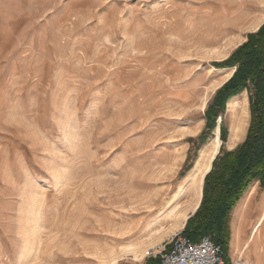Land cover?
<instances>
[{
    "label": "rangeland",
    "instance_id": "obj_1",
    "mask_svg": "<svg viewBox=\"0 0 264 264\" xmlns=\"http://www.w3.org/2000/svg\"><path fill=\"white\" fill-rule=\"evenodd\" d=\"M262 13L264 0H0V264H109L99 249L144 240L173 203L192 201L191 188L176 194L198 161L204 168L219 118L218 154L230 151L226 104L205 131L229 69L214 64ZM256 186L241 245L264 211Z\"/></svg>",
    "mask_w": 264,
    "mask_h": 264
},
{
    "label": "trees",
    "instance_id": "obj_2",
    "mask_svg": "<svg viewBox=\"0 0 264 264\" xmlns=\"http://www.w3.org/2000/svg\"><path fill=\"white\" fill-rule=\"evenodd\" d=\"M234 68L232 76L214 93L204 113L205 131L210 133L226 102L246 92L249 125L245 139L233 150L221 149L203 180L202 196L195 213L186 221L182 235L196 242L209 236L225 251L229 242L230 216L248 188L255 182L264 187V24L247 35L229 57L214 64ZM225 131L220 126V139ZM205 138L203 131L199 139ZM159 257L145 264H159Z\"/></svg>",
    "mask_w": 264,
    "mask_h": 264
},
{
    "label": "bare ground",
    "instance_id": "obj_3",
    "mask_svg": "<svg viewBox=\"0 0 264 264\" xmlns=\"http://www.w3.org/2000/svg\"><path fill=\"white\" fill-rule=\"evenodd\" d=\"M263 23H264V13H262L259 17H255L250 21L249 30H251V32H255L259 29V27ZM221 52H223V50ZM226 56L227 55L225 54V56H222L221 58L223 57L225 58ZM221 72H222V76L215 81V84L213 85V88L211 90L212 92H215L232 76L233 68L225 69L222 70ZM206 102H207V98L203 99L200 106V109L202 111H204L206 107ZM226 111L230 116V136H229L228 149L232 150L237 146L238 143L242 141L248 126L249 110H248V99L246 93L242 92L238 96L230 98L226 103ZM220 123H221V118L218 119V122L215 128L213 129V138L210 143L212 150L204 168L201 170L199 169L200 161H198L196 167L187 175L183 183L178 188L176 198H179L188 189L191 188L193 190L192 201H190L187 204L181 202L173 203L169 207L168 211L165 213V216L163 217L164 220L163 223H159V224L157 223L155 227L150 228L144 240L140 239L134 245L120 247L119 249H115L113 247H111L110 249H106L105 247L103 249H99L98 253L96 252V254L100 260L105 261L106 263L108 262L109 264H118L121 256L128 254L132 257L133 261L140 262L145 258L148 250H155L161 245L165 237L174 235L175 233L183 229L189 216L194 214V212L197 210L200 204L203 179L205 175L210 171L211 164L214 158L216 157V155L218 154V150L221 144L219 138ZM255 184L256 182L253 183L248 188V190L245 192L243 198L241 199V201L239 202V204L235 209V220H234L235 223L233 226L232 249H233V255L236 256V258H241L240 256H243V254L247 251L249 252V254L250 253L254 254V261L252 262V264H264V243H262L261 249L256 247L257 235L261 227H263L262 225H264L263 224L264 211L259 216L256 224L253 227V231L246 240V242L243 243L242 245L240 243L244 216L246 210L248 209L251 203L253 194L255 192ZM263 204H264V195H263ZM26 217H27L26 232L28 233L29 236H34L35 231H37L35 229L34 221L37 219L38 216L34 218V216L29 213V215ZM119 231H121V229ZM33 242L34 240H32V243Z\"/></svg>",
    "mask_w": 264,
    "mask_h": 264
},
{
    "label": "built area",
    "instance_id": "obj_4",
    "mask_svg": "<svg viewBox=\"0 0 264 264\" xmlns=\"http://www.w3.org/2000/svg\"><path fill=\"white\" fill-rule=\"evenodd\" d=\"M155 251L159 264H249L242 258L228 259L222 247L209 236L191 242L182 235V230L163 241Z\"/></svg>",
    "mask_w": 264,
    "mask_h": 264
},
{
    "label": "crops",
    "instance_id": "obj_5",
    "mask_svg": "<svg viewBox=\"0 0 264 264\" xmlns=\"http://www.w3.org/2000/svg\"><path fill=\"white\" fill-rule=\"evenodd\" d=\"M256 185H258L257 182H256V184H255V191H256V187H257ZM254 193H255V192H254ZM244 194H245V193H244ZM243 196H244V195H243ZM242 198H243V197H242ZM242 198H241V199H242ZM241 199L239 200V202L241 201ZM239 202L237 203V205L239 204ZM237 205L235 206V208L237 207Z\"/></svg>",
    "mask_w": 264,
    "mask_h": 264
},
{
    "label": "snow or ice",
    "instance_id": "obj_6",
    "mask_svg": "<svg viewBox=\"0 0 264 264\" xmlns=\"http://www.w3.org/2000/svg\"><path fill=\"white\" fill-rule=\"evenodd\" d=\"M49 131H50V132H53V134H54V130H53V129H50Z\"/></svg>",
    "mask_w": 264,
    "mask_h": 264
}]
</instances>
